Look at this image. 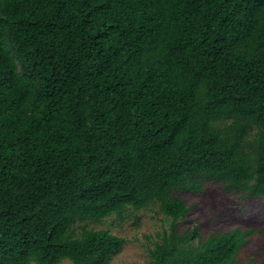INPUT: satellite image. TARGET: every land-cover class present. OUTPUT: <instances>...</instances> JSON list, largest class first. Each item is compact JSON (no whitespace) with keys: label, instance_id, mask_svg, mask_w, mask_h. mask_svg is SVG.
<instances>
[{"label":"trees","instance_id":"16d2710c","mask_svg":"<svg viewBox=\"0 0 264 264\" xmlns=\"http://www.w3.org/2000/svg\"><path fill=\"white\" fill-rule=\"evenodd\" d=\"M264 202V0H0V264H111L93 228L157 204L144 264H235L177 191Z\"/></svg>","mask_w":264,"mask_h":264},{"label":"rangeland","instance_id":"374dc122","mask_svg":"<svg viewBox=\"0 0 264 264\" xmlns=\"http://www.w3.org/2000/svg\"><path fill=\"white\" fill-rule=\"evenodd\" d=\"M177 194L190 206V220L177 222L181 234L193 225L198 226L201 240L207 239L215 230L222 232L239 226L264 228V202L259 197H252L238 207L223 185L214 182L198 193L177 191ZM169 224L170 218L159 210L157 204L138 210L127 208L101 222H89L90 227L108 228L112 233L126 238L111 264H144L149 259V248L161 239L163 230L168 229ZM58 264L73 263L65 258ZM235 264H264V232L249 237Z\"/></svg>","mask_w":264,"mask_h":264}]
</instances>
